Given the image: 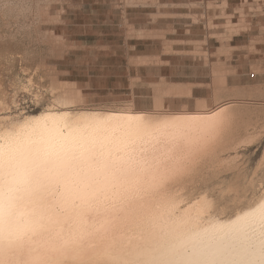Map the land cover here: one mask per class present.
<instances>
[{"label": "rangeland", "instance_id": "374dc122", "mask_svg": "<svg viewBox=\"0 0 264 264\" xmlns=\"http://www.w3.org/2000/svg\"><path fill=\"white\" fill-rule=\"evenodd\" d=\"M14 1L0 0V9L8 6L0 10V99L8 106L39 112L54 100L53 83L78 97L73 111L160 114L192 112L202 103L225 112L229 127L213 152L170 192L198 198L211 211L226 214L261 194L264 28L249 32L254 36L247 47L251 59L237 61L240 71L230 63L244 50L230 42L241 29L250 30L251 19L264 20V0ZM134 6L156 13L152 26L141 18L142 28L134 27L140 22ZM183 9L203 12L190 19L206 22L209 32L181 34L180 26L166 27L171 17L166 13ZM221 57L228 59L224 66L215 62Z\"/></svg>", "mask_w": 264, "mask_h": 264}, {"label": "bare ground", "instance_id": "6f19581e", "mask_svg": "<svg viewBox=\"0 0 264 264\" xmlns=\"http://www.w3.org/2000/svg\"><path fill=\"white\" fill-rule=\"evenodd\" d=\"M59 90L51 85L54 100L37 113L15 105L14 115L0 99V152L7 154L48 133L60 139L76 125H87L113 154L97 174L99 183L83 191L65 190L54 182L34 185L31 198L18 205L28 237L18 252L0 253L3 259L21 264H138L159 247L210 240L214 225L229 223L264 202L263 190L242 209L226 214L211 211L198 198L170 192L213 152L229 127L225 112L202 103L192 112L183 108L160 114L73 111L78 97ZM230 258L258 259L259 250L255 257Z\"/></svg>", "mask_w": 264, "mask_h": 264}, {"label": "snow or ice", "instance_id": "6c2138e0", "mask_svg": "<svg viewBox=\"0 0 264 264\" xmlns=\"http://www.w3.org/2000/svg\"><path fill=\"white\" fill-rule=\"evenodd\" d=\"M113 150L96 135V129L76 125L73 133L56 139L41 135L23 145L0 152V253L18 252L28 237L18 205L33 195V186L54 182L69 191H83L99 183L97 174L106 167ZM210 240L178 242L159 247L138 264H264V202L237 215L229 223L216 224ZM258 259L237 260L242 255ZM0 264H21L5 260Z\"/></svg>", "mask_w": 264, "mask_h": 264}, {"label": "crops", "instance_id": "0c3cea01", "mask_svg": "<svg viewBox=\"0 0 264 264\" xmlns=\"http://www.w3.org/2000/svg\"><path fill=\"white\" fill-rule=\"evenodd\" d=\"M135 1V0H134ZM189 2H198V1H202V0H188ZM187 2V3H189ZM133 8H136L133 9ZM132 9L134 10V17H136L137 19H139L140 22H134L133 25L134 27H140L142 28V22H141V18H145L146 19V24H148V26H152L153 22L150 21L151 16L155 15L156 13L154 11H145L142 9V7H133ZM197 15V16H201L203 14V12L201 11H189V10H178V11H168V13H166V16H171V17H167L166 19V27L168 26H180L182 33L181 34H186V32H194L197 31V33H202V34H206V32L208 33L209 31H206L207 25L206 22L204 21H198L197 23H195L193 20L190 19V16ZM127 16H129V14L127 13ZM258 17V16H255ZM148 18V20H147ZM249 31H245L243 29H241V31L239 33H237L236 35H233V37L231 38V42L230 45L231 47H235V46H239L242 50L240 54H233V58H232V62L230 63V66L232 68H234V65L237 64L239 62L240 59L244 58L246 59L245 63L242 64H246L249 59H251V54L249 51H247V47L249 46V43L251 42V39L254 38L253 34H250L249 32L254 29V28H259L262 27L264 28V20L260 21V20H254L251 19L249 21ZM161 22H158V24H160ZM130 24V22H129ZM236 43V45H235ZM234 44V45H233ZM190 49V48H189ZM262 60L260 59H256L255 58V62ZM228 63V59L226 58H219L216 59L215 62L218 65H223L225 64L224 62ZM238 61V62H237ZM256 64V63H253ZM224 66V65H223ZM236 67L238 68V71H240V67L241 64H237ZM232 76L229 75L227 76L226 80L227 82H229L231 80ZM194 90V89H193ZM192 90V91H193ZM193 96V94H192Z\"/></svg>", "mask_w": 264, "mask_h": 264}]
</instances>
